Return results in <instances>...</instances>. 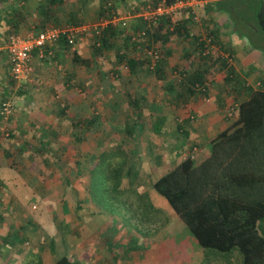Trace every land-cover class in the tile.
I'll return each instance as SVG.
<instances>
[{"label": "crops", "instance_id": "1", "mask_svg": "<svg viewBox=\"0 0 264 264\" xmlns=\"http://www.w3.org/2000/svg\"><path fill=\"white\" fill-rule=\"evenodd\" d=\"M215 1L203 0L194 9L184 7L170 16L174 26L186 21L184 25L190 36L185 40L173 37L165 44L169 54L170 51L173 53L171 56L168 53L163 56L164 61L161 62L163 74L156 80V84L161 83L159 88L164 93H173L175 90L181 92L182 87L172 83L170 77L179 75L181 78L185 72L193 73L198 66L200 69L205 66L213 76L208 81L207 94L201 96L190 93L183 100L178 99L173 102L167 112L159 114L158 111L151 114L153 120L151 130L140 140L144 147L139 149V153L131 150V156L135 159L133 164L135 173L120 177L119 184L116 185V188L127 187L131 193L137 194L136 199L128 197L124 200L123 206H126L125 208L127 211L129 209L128 212L131 214L126 223H123V220H117L116 213L103 215L100 207L98 208L99 201L95 200L94 205L86 202L91 196L90 187L86 189L82 185L77 196L70 193L72 198L70 196L60 198L61 225L58 224L60 229L57 227L60 230L62 242L60 253L55 252L51 247L53 243L51 221L46 223L47 217L43 213L34 216L29 212L27 214V202L36 194L35 188L41 185L45 188L51 187L50 182L47 183L44 180L46 184H42L43 181L40 180L42 178H37L39 168L30 166V158L33 157L34 152L42 149L36 148L31 140L34 138L39 141L46 140L48 134L58 132L53 126L55 121L52 117L55 114L53 109H59L58 114L75 110L70 123L83 117L81 115L90 102L86 104L80 97L71 100L72 102L65 99L64 102L56 101L54 98L61 96L69 98L68 91L72 90L70 86H74L76 82V87L80 86L82 91L85 86V75L78 74L77 67L89 65L92 67L99 58L92 57V52L85 46L84 41L87 35L79 36L80 39L76 38L72 45L54 44L46 47L44 56L46 52L50 55L47 58H40L39 54L33 53L29 62L30 71L27 79L19 83L14 81L6 51L8 36L14 31L20 34L30 33L33 28L34 13L33 10L31 14L28 11L23 12L25 3L22 6L19 1H0V102L6 96L13 102V111L10 116L3 118L0 115V264H53L62 256H67L76 264H198V262L193 263L194 258L197 259L198 256L203 255L201 253L207 249L195 246L191 252L190 247L182 243L190 238V233L166 199L151 187V183L191 152L197 161L207 156L211 140L237 117V110L230 109L236 98L239 100L235 103L246 99L251 90L264 89V51L252 49L246 35H238L232 30L227 12L216 10ZM261 1L264 5V0ZM15 8L19 9L23 17H13ZM194 15L197 16V20H194ZM242 27L244 28L241 32L244 34L248 27L243 23ZM251 28L253 27L250 25ZM253 33L257 35V31ZM197 36H200L197 41L204 42V52L211 49L210 52L214 57L219 55L224 57L228 53L232 57L230 67L215 61V58L210 59V62L215 61L210 65H208V59L202 61L198 56L199 51L194 49L196 45L194 39ZM179 44L182 48L184 46V49L189 47L191 49L179 57L177 54L174 58V51ZM72 52L77 53L81 59L88 60V63L85 65L74 63ZM195 53L197 55L194 57ZM186 54L189 55L185 59ZM167 64L171 65L169 71L170 66ZM86 68L90 70L89 67ZM142 68L138 67L135 72L127 69V72L140 77ZM227 75L231 77L229 81L226 80ZM151 82V79H144L141 82L137 80L136 84L141 86L143 92H149V88L152 87ZM94 83L92 82L93 93L97 88ZM183 90L188 91L187 88ZM143 98L144 94L133 97L132 100L141 103ZM132 103L135 107L134 102ZM163 110L166 111L165 107ZM154 124L160 125L156 133L153 131ZM166 126L173 127L168 130L169 127ZM7 127L10 131L6 133ZM37 129L41 131L39 137L36 135ZM109 165V171L116 169ZM122 170L127 174V167ZM124 178L126 185L121 186ZM111 184L112 181L108 183V185ZM110 189L111 187L106 190ZM47 200L45 197V202ZM111 200L110 198L109 201ZM72 204L76 213L68 212ZM40 205L45 207L46 204ZM140 205L147 206L156 216V220H149L146 216L143 220H139L141 211L134 206ZM37 219L45 220L42 224L44 235L41 239L47 235L51 239L46 250L47 256L43 249L35 250L33 244L25 247L21 243L26 240V230H31L32 226L29 225L35 224ZM26 224L29 228H25ZM123 253L129 256L128 260L126 258L122 261L117 258L118 254ZM166 253L169 259H166L168 256L164 257L163 254ZM192 254L196 256L192 258ZM15 257L17 259H14ZM164 259L167 261L172 259V261L163 263ZM208 264H217V262L216 260L208 261ZM223 264H229V261Z\"/></svg>", "mask_w": 264, "mask_h": 264}, {"label": "trees", "instance_id": "2", "mask_svg": "<svg viewBox=\"0 0 264 264\" xmlns=\"http://www.w3.org/2000/svg\"><path fill=\"white\" fill-rule=\"evenodd\" d=\"M14 1H19L22 6L26 2V0ZM85 1L87 0H77L76 4L79 6ZM158 1L161 0H145L138 7L131 8L125 0H112V2L98 0V20L108 22L99 33H94L92 57H106L108 53L114 55L116 75L120 66L135 72L138 67L146 65L157 78H160L163 74L162 58L165 54H169L167 48H162L173 37L185 40L190 35L186 32L187 28L184 25L186 21L174 26L170 16L167 15L151 17L149 20L139 15L148 4L154 5ZM164 1L168 5L175 0ZM116 3L120 7H116ZM214 6L218 11L227 12L232 30L238 35L246 34L240 31L241 28L237 29L236 20L249 29L251 25L253 27L251 29L257 31L260 44H256L253 40L250 42L255 43L253 46L255 49L264 51V5L261 0H216ZM65 7V0H39L33 9L34 21L31 31L38 34L46 28L80 26L81 10L79 8L66 10ZM119 8L123 11L120 12ZM14 11L13 17H23L19 9L15 8ZM244 12L252 14L250 21L240 16ZM113 17L132 19L127 27H123L126 18L113 22ZM198 37L200 36L194 39L196 43L194 49L199 51L198 56L202 61L208 59V65L219 61L222 65L230 67L232 57L228 53L224 57L223 55L214 57L210 52L211 49L204 52V42L197 41ZM60 44H69L64 35H61L55 43V45ZM151 50L155 51L153 56L148 53ZM33 53L38 54V48H35ZM71 55L74 63H88V60L81 59L75 52ZM188 55L186 54V58ZM49 56L47 52L45 56L43 55L44 58ZM214 58L215 61L210 62V59L214 60ZM153 59L155 65L150 68ZM199 67L193 73L185 72L181 79L188 84L186 88L189 93L205 96L208 91V81L213 76L210 75L207 67L201 69ZM230 78L227 75L226 80L229 81ZM238 100L236 98V101ZM4 101H9L13 109V102L8 96L2 98L0 109ZM132 102L135 106L139 105L137 100ZM235 102L232 103L231 110H237L236 119L211 140L208 155L197 161L195 156H192V152L189 153L173 168L153 181L151 187L166 199L198 246L221 253H229L237 249L241 254V264H264V89L251 90L246 99ZM72 123L75 126L84 124L87 129L93 131L96 120L91 118L84 122L79 119ZM154 125L153 131H159L160 125ZM121 127L128 135L133 131L128 122H124ZM112 129L110 127L107 134L115 138L118 144H122L123 141L118 137L119 133ZM74 136L80 138L79 135ZM133 142L134 139L130 137L126 143ZM122 152L124 154L123 150ZM109 164L104 165L102 172L111 173L112 182L120 180L124 175L131 176L135 173L130 162L124 163L128 168L127 174L118 168L109 171ZM97 172L99 171L94 170L93 173ZM51 247L54 248L53 243ZM53 264L76 263L67 256H62Z\"/></svg>", "mask_w": 264, "mask_h": 264}, {"label": "rangeland", "instance_id": "3", "mask_svg": "<svg viewBox=\"0 0 264 264\" xmlns=\"http://www.w3.org/2000/svg\"><path fill=\"white\" fill-rule=\"evenodd\" d=\"M38 1L39 0H26L23 12L28 11L30 14ZM125 1L131 8H136L141 5V3L145 2V0ZM76 2L77 0H65V9L69 10L79 8L81 10L82 24L80 25V28L78 27V30L80 29V31L74 33L75 40L76 38L80 39L79 36L87 35L85 36L86 38L84 43L88 51L91 52L92 42L94 40L93 37L95 36L94 28L98 26V22L100 21L98 20L99 18L97 16L98 0H87L83 4H79V6L76 4ZM115 6L120 7L118 3H116ZM121 11H123V9H120V12ZM240 16L249 20L252 14L249 12H244V14H240ZM122 18H126V22L122 26L127 27L128 22L132 18ZM236 22L237 29L244 28L242 27V23H240L239 20H236ZM82 27L85 29L82 30ZM30 33L34 32L31 31ZM245 33L247 35V39L250 41L253 40L256 44H260L257 39V35H255L251 29L247 28ZM250 44V47L255 49L253 47L255 45L252 44V42H250ZM181 46L182 45L179 44L177 49L174 51V58H176L177 54L179 57L181 54H185V52H189V49H191L190 47L189 49H184L185 47L183 46L182 48ZM162 49H165V47ZM172 53L173 52L170 51V54L168 55L171 56ZM196 55L197 54L195 53L194 57ZM98 58V61H96V64H93L92 67H90L89 64V66L78 65L79 67H77L78 74L85 75V86L83 87L82 91L80 90V86L76 87V82L74 86H70L72 87V90L68 91L69 98L64 96L54 98L56 101L59 100L64 102V99L71 101L76 97H80L85 100L86 104L90 102L86 111L81 115L83 117L79 119L85 122L91 118H94L96 120V124L93 125V131L87 129L84 124L75 126L73 123H70L72 116H74L73 114L75 113V110H68V112H63L61 115L58 114L59 109H53L55 112V114L52 116L55 119L53 126L56 130H58V132H54L52 135L48 134L46 136V140L39 141L35 138L31 140L32 144H34L36 148L41 147L42 149H37V152H34L33 157L30 158V166L36 167V169L39 168L40 170L37 169V171H39L37 178H42L40 179L43 181L42 184H46L44 183V180L47 181V183L50 182L51 187L45 188L44 185H41L35 188L34 193H36V196H31L27 202V214L30 213L32 216H34L36 214L43 213V215L47 217L46 223L51 221V239L54 250L57 253H60L62 249L60 230H58V224L61 225V214H59L61 212L60 198L70 196V193H73V196H77V192L82 185L86 189H89L90 187L91 196L88 197L86 202L92 203L94 205L95 200H97L99 201L98 208L100 207L101 213L103 215H111V213H116L117 220H123V223L127 222V219H129L131 214L128 212L129 209L127 211V208H125L126 206H123L124 200L128 197L136 199L137 194L131 193L130 190H127V187L125 189L116 188V185L119 184V179L115 180V182H112L111 185H108L112 178V174L103 173L102 168L107 163H110V165L116 169L120 168V170L124 169V163L130 162L133 165L135 159H131V150H136V153H139V149L144 147L140 140L144 135L149 134V130H151V124L153 122L151 114L158 113V111L159 114L160 112H167L171 108L173 102L177 101L178 99L183 100L188 94H190L188 91L183 90V88H186L188 84H186L179 75H176L174 78L170 77V75L169 77L172 83L174 82L177 87H182L181 92L175 90L173 93H164L163 90L159 88L161 83L158 82V85L156 84L157 77L153 75L151 70H147L148 68L146 65H143L142 72L139 74L140 77H137V74H128L127 69L123 68L122 66H120L118 69L121 75H119V72L118 75H116L114 72V55H110V53H108L106 57ZM167 66H170L168 69L169 71L171 65L167 64ZM86 67H89L90 70L88 71V68ZM99 68L100 70H98ZM144 79H151L152 81V87L149 88V92H143V90H141V86L136 84L137 80L141 82V80ZM92 82H95L94 84L97 87L94 93L92 92ZM86 86L88 88H85ZM142 94H144L143 100H141V103L139 102L138 106L134 107L132 98L140 97ZM164 107L166 111L163 110ZM124 122H128L129 126L133 128V131L130 135H128V133L124 131L123 127H121L123 126ZM54 127L52 128V132ZM110 127L113 128L112 130H115L117 134L119 133L118 137L120 141H123L122 144H118L119 142H117L115 138H112L107 134L110 130ZM166 127H169L167 128L169 130L173 126ZM3 130L5 132V129ZM8 131H10V128L6 130V133ZM40 133L41 131L37 129L36 135L38 137L41 135ZM154 133H156V131ZM74 135H79L80 138H77ZM130 137L134 139V142L126 143ZM184 144L186 145V143ZM119 148L121 150H119ZM122 150L124 151V154ZM94 170H98L99 172L93 173ZM37 181L39 182V179ZM125 185L126 180L124 178V183L121 184V186ZM106 187H111V189L107 191L105 190L107 189ZM45 197L48 199L46 201L47 203L45 202ZM70 198H72V195ZM110 198L112 199L111 201H109ZM41 203L46 204L45 207L40 205ZM135 205H137V203H135ZM73 206V204L70 205L68 212L74 211L73 213H76V210L73 208ZM134 208H137L139 211H141L139 214V220H143L145 216L149 220H156V216L153 215V212L150 211L147 206L140 205L134 206ZM38 220L40 219H37L35 224L31 223V225H29L32 226L30 228L31 230H26V240H23L21 243L25 247L29 246L28 244H33L35 250L43 249L42 251L44 252L45 256H47L48 251L46 250L48 248V242L51 239L48 235L41 239L42 235H44V228L42 224L45 223V220ZM25 228H29L27 224L25 225ZM189 236L190 238L185 240V243H182L190 247V251L192 252L195 246H198V244L191 235ZM27 241L30 242L24 243ZM203 252L204 253H201L203 255L198 256L197 259L196 257L194 258L193 263L198 262L199 264L202 262L200 264H208V261L216 260L217 264H223L228 260L229 264H241V254L237 249H234L229 253H221L215 250H206ZM53 255L54 254L52 253V257H54ZM163 255L164 257L168 256L167 253ZM183 255L185 254L183 253ZM117 256V258L121 259L122 261L126 258L128 260L129 258V256L125 253L118 254ZM191 256L193 258L196 256V254H192ZM176 258L178 257L176 256ZM14 259L17 258L15 257ZM166 259H169V256ZM166 259H164L163 263H170L173 258L168 261ZM25 261H27V259Z\"/></svg>", "mask_w": 264, "mask_h": 264}, {"label": "built area", "instance_id": "4", "mask_svg": "<svg viewBox=\"0 0 264 264\" xmlns=\"http://www.w3.org/2000/svg\"><path fill=\"white\" fill-rule=\"evenodd\" d=\"M203 0H175L171 4H166L164 0L158 1L156 4H148L146 8L139 13L144 19L156 18L161 15H175V12L184 7H191L194 9L198 7ZM124 18H112L113 22L123 20ZM194 20H197V16L194 15ZM108 21L100 20L98 26L94 28V33L106 26ZM123 24V23H122ZM80 28V26H78ZM78 27L67 28H46L38 34L35 33H12L8 36L6 51L11 63V76L16 82H23L27 79V73L30 71L29 62L32 51L38 48L39 57H43L44 48L52 46L60 39L61 35H64L69 44H73L75 40L74 33L79 32ZM99 27V28H98ZM82 30L85 28L82 27ZM152 56L155 51H149ZM155 59L152 60L150 68L154 67ZM12 105L9 101H4L1 104L0 114L3 118L9 117L12 113Z\"/></svg>", "mask_w": 264, "mask_h": 264}]
</instances>
